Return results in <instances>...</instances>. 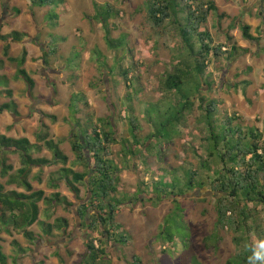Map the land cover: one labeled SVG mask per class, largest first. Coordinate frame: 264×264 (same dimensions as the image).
Returning a JSON list of instances; mask_svg holds the SVG:
<instances>
[{
  "label": "rangeland",
  "instance_id": "obj_1",
  "mask_svg": "<svg viewBox=\"0 0 264 264\" xmlns=\"http://www.w3.org/2000/svg\"><path fill=\"white\" fill-rule=\"evenodd\" d=\"M4 1L6 0H0V7ZM15 1L11 0V4ZM63 1L61 7H53L61 13V25L58 27L60 30L56 32L58 36L56 34L49 35L53 36L54 42L60 40L51 46L57 48V54L54 57L46 56L47 47L44 46L43 52L39 51V57L36 60V64H39L38 67L43 69V59H46L45 56L48 59L50 58L52 65L49 72L52 75L51 78L58 83V90L61 95L57 97L60 98L58 101L55 99V104L60 103L61 111H52L47 106L36 111L32 109L34 103L26 96L28 89L25 86L26 91H23L19 97L21 101L24 100L27 104L24 106L26 110L22 109V112H26V116H23L21 121L2 114L3 116H0V134L15 138L27 136L35 143L37 142V135L42 129L41 125L44 123L50 128L51 139H55L57 142L63 141V149L70 159L71 167L81 170L82 167L76 164L77 159L71 146L74 130L71 122H76V120H72L69 112L70 95L80 93L89 100L90 106L86 104L80 114L77 115V119L83 120L84 123L87 114L93 113L97 118L113 120V124L118 125L117 136L119 140H122L125 136L130 139L125 118L129 116L126 107L131 104L143 127L140 134L141 139L152 135L155 130L159 133L148 152L153 156V159H150L149 154L146 153L145 155L148 158V164H150H147L148 166L139 163L138 169L132 167L135 160L124 157L121 143L113 146V154L108 158V160H115L121 168L125 167L124 163L127 162L128 164H125L130 168L125 167V171L121 174L120 192L121 198L125 199V205L122 207L124 211L118 218L119 224L127 231L129 244L122 248L115 244L110 246L108 252L112 258V264H132L134 258L141 259L143 264H195L196 261L199 264H227L240 254H244L246 243L239 244L235 241L237 237L240 238L241 233H235L228 229L222 230L217 227L218 202L216 195L211 191V182L215 176V171H219L220 167L210 164V168L203 170L201 177L197 179V183L199 182L198 184L201 185L199 189L185 196H180L179 193L180 191L185 192L188 188L185 183V176L190 178L189 170L199 169L201 164L206 162L207 157H209L206 144L205 147L199 146L201 139L206 136L202 131L203 122L201 121L204 112L198 109L201 103H196L194 112L190 114L188 128H179L178 124L171 123L176 118L177 112V110L172 109V106L183 104L185 100L180 99L178 103H175L174 99L176 97L168 94L163 95L160 88L162 80L168 73L172 72L176 64H179L180 61L176 60L179 53L186 50V47L183 48L180 36L171 33V31L169 35H159L152 29L147 21L146 0ZM215 1L219 10L211 13L208 22L202 28L208 34L211 32L210 35L214 38V46L219 48L224 44L223 40L220 39L218 25L222 24L221 31L227 27L223 26L225 24L230 28L231 24H235L242 18L245 14L243 7L245 5L244 8H246L247 4H251V0L249 2L245 0ZM95 4L110 7L114 13L119 14L118 17L110 21V24L113 25L111 37L115 39L113 42L114 49L108 46L103 25L96 19ZM18 5L19 8H24L28 12L29 18V10L33 5V0H18ZM238 7L242 9L240 10ZM227 10L230 11L231 15ZM20 13V10L15 12L16 16ZM28 20L31 28L30 18ZM49 20L50 18H47L48 26L50 24ZM167 26H170V23H167ZM48 39L50 38L46 37L45 42ZM195 41V47L199 50L201 44L198 40ZM40 42L44 43V39ZM248 44L249 50L254 49L250 43ZM27 45L28 43H23L21 46H17L18 58L22 57ZM225 47L228 50L231 47L232 50V45L229 43ZM75 48H78L79 53L76 52L73 55ZM222 52L223 54L225 52H228L225 54H230L229 51L223 49ZM245 55L241 52L238 54L240 57H234L237 58L235 60L231 57H225L217 60L214 63L215 66L214 64L211 65L206 73L211 74L210 82H213L215 86L211 91L205 88L202 96H205L209 102L216 100L220 103L221 111L218 113L217 118L224 117L226 114L231 116L237 114L242 119L241 123L245 128L249 126L264 134V68H262V62L259 63V67L256 66L254 69L243 68L246 64V60L243 58ZM236 64H239L240 67L237 70L234 69ZM15 68V66L13 69L11 68L12 73L7 72V74L13 75ZM53 69L56 70L53 71ZM127 69H133L130 75V79H132L131 89H129L128 84L120 74L121 70ZM252 70V74L247 76L246 72L250 73ZM56 72L65 73L64 77H57ZM203 79L207 84L208 77H203ZM247 79L255 81V83L253 84L250 81L251 86H254V88L244 94L243 89L251 87L245 84L248 83L245 82ZM198 80H201V78H198ZM239 85H241V88H236L240 87ZM47 86H50L49 80ZM47 86L45 84L44 87L47 90L45 91L47 96H42L47 99L42 103L51 101L52 96H57ZM69 86L73 90L69 89ZM7 87V79H3L0 92H3ZM194 87L196 88V83H192L189 87L186 86L185 90L193 92ZM16 89L21 91L19 88ZM43 94L44 91L43 93H37L36 96ZM126 96H133L134 100L128 103ZM206 106L207 102L204 107ZM35 108H38V106L36 105ZM52 116H57L58 121L53 122ZM143 117L152 119L155 129ZM67 119H69L68 122ZM215 124L216 128H214L217 136H219L222 129L219 127L218 120ZM174 136L175 139L172 141ZM164 152H166L165 155ZM160 154L162 155L161 158ZM44 155L48 156V153L45 152ZM34 157L39 158L42 156L41 154H34ZM3 161L8 166L13 167V171L9 172L8 177L16 174L22 168V158L19 155L0 149V164ZM146 168L151 170L152 173L146 175ZM57 169L58 167L52 169L51 172L54 173ZM42 172L44 175V170ZM36 175L43 176L40 171L32 169L29 179L33 182L35 190L45 188L46 195H51L54 191L48 186V182L46 187H43L42 182L34 178ZM173 176L175 185L178 186L177 190H173L175 194H178L177 197H169L164 202L157 200L151 202L145 196L142 197L144 202L135 200V197L140 194L141 181H144L151 188L153 186L159 188L162 187V184L159 183L156 186V183L154 184L155 180L160 182L159 179L164 177V182L170 183ZM7 181L8 178L1 176L0 169V182L6 185V189L10 191L17 188L16 185H7ZM152 190L145 187L146 195H151ZM18 191L24 192L21 188ZM160 193L162 194V192ZM161 194L157 193L159 196ZM69 195L77 205L78 201L76 202L72 194L69 193ZM85 197L86 194L82 195V198ZM131 200L134 203L133 205L130 204ZM177 206H180L179 211L183 209V218L176 215L174 219L168 218ZM41 208L43 222L54 224L57 219L62 217L70 222L72 227L69 232L73 239L71 242L77 243L75 245L77 247H73L74 245L72 247L66 246L63 241L67 240L68 236L64 239L60 232H57L52 238H44L42 242L35 241L32 243L25 238L22 232L12 231L10 235L4 233L0 237L3 252L9 257L8 264H16L15 259L18 264H38L41 262H44V264H62L61 255L65 259V264H74L76 253L81 255L86 253L85 240L88 231L83 229L81 225L77 226L75 220L76 208H70L67 211L58 208L55 212L50 210L51 213H46L44 205H41ZM258 212L261 214L257 225H261V228L264 229V208L259 209ZM234 217L237 219V216L234 215ZM250 224L252 223L249 222L246 226ZM165 229L167 234L176 238L172 245L162 238ZM42 230L40 224L37 223L29 229V232H33L35 236L44 237ZM246 237L249 239L248 246H252L257 251H262L260 263L264 264V243L259 241L260 236L252 231ZM188 238L189 241H186V244L181 240H188ZM14 243L18 246H15ZM21 250H24V252ZM123 256L126 261L122 260ZM81 260L80 258L78 261Z\"/></svg>",
  "mask_w": 264,
  "mask_h": 264
},
{
  "label": "trees",
  "instance_id": "obj_2",
  "mask_svg": "<svg viewBox=\"0 0 264 264\" xmlns=\"http://www.w3.org/2000/svg\"><path fill=\"white\" fill-rule=\"evenodd\" d=\"M63 3V0H33V7L53 9V7H58ZM145 8L147 21L157 34L169 35L170 31L176 33L182 39L183 48L186 47V50L179 53L176 59L180 61L179 64H176L172 72L168 73L160 83L163 95L168 94L176 97L175 103H178L180 99L185 100L183 104L172 106V109L177 110V112L176 118L171 123L178 124L179 128H188L189 116L194 112L198 102L201 103L198 109L204 112L201 121L203 122L202 131L206 136L201 139L199 146L202 147L206 144L209 157L199 169L189 170L190 178L185 176V183L188 188L183 193L180 191V196L195 192L201 187L199 182L197 183V179L201 177L203 170L210 168V164L220 167L219 171H215V176L211 182V191L216 195L218 202L217 227L222 230L228 229L235 233H241L240 238L237 237L235 241L239 244L246 243L244 254H240L237 256L238 258L236 257L227 264H261L262 251H257L252 246H248L249 239L246 236L255 231L260 236L259 241L264 243V229L261 228V225H257L261 214L258 211L264 208V134L249 126L245 128L241 123L242 119L237 114L232 116L226 114L224 117L217 118L221 111L220 103L216 100L209 102L205 96H202L205 88L211 91L215 86L213 82H210V75L206 73L209 67L226 56L234 58L241 52L248 54V50L238 48L237 44L234 43V38L228 36L227 39L232 45V51L230 54H225L228 52L223 54V47L215 48L212 36L205 31L202 32V27L208 22L211 13L219 10L215 1L146 0ZM95 11L97 21L103 25L105 40L108 46L114 49L113 42L115 39L111 37L113 25L110 24V21L118 17L119 14L114 13L110 7H103L98 4H95ZM49 18V21L52 22L58 19V16L52 13ZM167 23H170V26H167ZM238 27L244 40L249 42L258 40L251 35V28L242 23L239 26L237 24L231 25L228 32L235 31ZM23 39L24 35L18 32H13L7 36L0 35V40L6 44L3 58L0 57V71L5 67L4 59L11 64H17L19 67L17 78L23 79L32 91L35 88V83L22 69L26 63L27 52L24 51L19 59L10 57L11 45L9 41L21 43ZM195 40L201 44L199 50L195 47ZM51 46V43L47 44L46 56L54 57L58 50ZM74 51L73 55L78 52V48H75ZM132 72L133 69L120 71L129 89L132 87V79H130ZM203 77H208L207 84ZM3 79L7 78L0 77V86ZM7 82L9 84L8 79ZM192 83H196L195 90L193 92L185 90V87H189ZM245 84L249 86V83ZM12 94V91L0 92V95L8 100L13 98ZM126 100L131 103L134 97L126 96ZM88 101L86 96L79 93L72 97L70 103L72 120H76V122H71L74 127L71 139L72 150L77 162L83 164L85 171L80 173L70 168H63L59 172L66 179L71 192L75 194L78 201L77 205L70 203L67 198L61 197L60 194H54L47 198L43 191H35L29 182L30 174L34 168L49 167L54 164L66 166L68 163V157L60 148L63 141L55 142L51 139L46 124L42 123L41 125L42 129L37 135V144H32L27 138L13 139L0 135V149L8 150L22 158V168L10 176L7 185H16L18 189L24 190V192L9 191L6 189V185L0 182V237L4 233L10 235L12 231L22 232L29 242L34 243L35 241L42 242L45 236L54 237V232L57 231L64 233L69 238L71 226L66 218H59L54 224L39 223V204L44 202L49 207H56L57 209L62 207L65 210L76 208L75 220L80 221L77 226L81 225L83 229L88 231L85 240L86 253L78 264H112L113 261L108 252L110 246L115 244L122 248L129 244L127 231L119 224L118 218L122 213V206L125 205V199L121 198L120 192L121 174L125 171V167L130 168L127 167V162L124 163L125 167L121 168L115 160H108V158L113 154V146L121 143L124 157L135 160L132 167L138 169L139 163L146 166L150 165L145 155L146 153L149 154L148 152L159 131L156 132L155 130L152 135L141 139L140 134L143 127L139 116L135 115V110L130 104L126 107L129 116L125 118L130 139L125 136L119 140L117 136L118 125H114L113 120L97 118L93 113L87 114L84 123L83 120L76 118L80 112L77 105L83 102L88 106ZM206 102L207 106L204 107ZM203 107L206 109L204 110ZM5 112L20 116L19 106L13 100L0 106V113ZM215 118L222 129L219 136H217L215 129L217 124H215ZM143 119H146L155 129L152 119L147 117H143ZM52 120L56 122L57 118L52 117ZM121 120L124 121L122 118ZM66 121L68 122V120ZM173 139L175 136L172 137V141ZM43 149H47L53 154V160L34 157V154L42 152ZM142 150L145 151L142 153ZM165 154L166 152H164ZM197 154L199 155V153ZM149 157L153 159L150 154ZM0 169L3 178L13 171V167L8 166L5 161L0 164ZM145 172L146 175L152 173L148 168L145 169ZM175 179L177 178L175 177ZM159 180L160 182L158 180L154 182L156 186L159 183L162 184V187L159 188L155 186L151 188L144 181H141L140 194L135 197V200L144 202L142 197L145 196L151 202L156 200L164 202L169 197H177L178 194L173 191L178 189L174 182V176L170 183L164 182V177ZM38 181L41 182L40 178ZM79 185L86 189L85 198L80 197ZM145 187L153 189L151 195H146ZM131 202L133 203L132 200ZM179 210L180 206H177L168 218L174 219L175 215L183 218L184 211L183 209ZM234 215L237 216V219ZM249 222L252 224L246 226ZM37 223L42 227L44 237L35 236L33 232H29V229ZM162 238L171 245L176 239L175 236L167 234L166 229ZM181 240L186 244L189 238L188 240ZM14 245L18 246L16 243ZM21 251L24 252V250ZM8 260L9 257L3 252V247L0 245V264H8ZM122 260L126 261V258L123 256ZM14 261L18 264L16 259ZM38 264H44V262ZM132 264H143V262L139 258H134ZM195 264L199 263L196 261Z\"/></svg>",
  "mask_w": 264,
  "mask_h": 264
},
{
  "label": "crops",
  "instance_id": "obj_3",
  "mask_svg": "<svg viewBox=\"0 0 264 264\" xmlns=\"http://www.w3.org/2000/svg\"><path fill=\"white\" fill-rule=\"evenodd\" d=\"M29 1H31V0H29ZM213 1H215V0H213ZM245 1L249 2L250 0H245ZM258 4H259V6H258ZM30 5H31V3H30ZM60 7H61V5H60ZM217 7H218V4H217ZM244 7H245V5H244ZM244 7H243V9H244L243 12L245 14L235 24H237V26H239L242 23V24H245V25L249 26L251 28V31H250L251 35L254 38H257L258 40L255 41V42H249V41L244 40V38L242 36V33L239 31L240 30L239 27L235 31H232V32L229 33L228 32L229 26L225 24L223 26H227V27L223 28V31H221L222 24H220V25H218V27H219L218 32L220 34V39L223 40L224 46H222V47H224L223 49H226L225 45H227V43H229L227 38H228V36H231V37L234 38V43L237 44L238 48L244 49V50L248 49V54H246L243 57L246 60V64H245V66L243 68H253L254 69V67H256V66L259 67V63H261V62L263 64L262 68H264V0H251V4H247L246 8H244ZM238 8L240 10L242 9L241 7H238ZM17 10H20L21 13H20V15L16 16L15 12H17ZM227 11H229V10H227ZM27 13L28 12L25 11L24 8H19L18 0H16L12 4H11V0H6V1H4V3L1 4V7H0V35L1 36H7V35H10L13 32H18V33L24 35V39H23V41L21 43H16V42H13V41H9V43L11 45L10 57L13 58V59H19L18 58L19 52H18L17 48L19 46H21V44H23V43H28V45L25 47L26 52H27L26 63L22 67V69L25 70L27 72V74L29 75V77L34 81L35 88L31 91L30 88L27 86V84L23 81V79H18L17 78L16 71L19 69L17 64H15V65L11 64L6 59H4L5 60V67H4V69L2 71H0V77H6L9 80L8 87L5 90H3V91H12L13 98L11 100L16 102L17 105L19 106V114H20V116H15L13 113L5 112V113H0V116H3V115L4 116H10L12 119H16L17 118V119H19L21 121L23 120V116H26L25 115L26 112L25 113L22 112V109L26 110V107H24V106L27 105V104H26V102H24V100L21 101L19 95L22 94L23 91H26V87L28 89L27 92H26L27 93L26 96H28V98L30 100H33V103H34L33 104L34 107L32 109H34L36 111L37 109H44V106H47L52 111L53 110L55 112H57L59 110L61 111L60 103L58 102L57 105L55 104L56 103L55 101L56 100L58 101V99H60V98H57V97L61 96V95H60L59 90H58V83L55 82L54 79L51 78L52 75H50V72H49L50 66L52 65L51 62H50V58L48 59L45 56L46 59H43V61H42L43 62V69H40L38 67L39 64H36V60H38V57H39V51L43 52L44 46L47 47L48 43H51L53 45V43L56 44L58 41H60V40H56L54 42L53 41V36H49V35L56 34V36H58L57 35L58 33H56V32H59V30H60V29H58V27H60V25H61L60 24L61 23V13H60L59 10L57 11L55 9H50V8L49 9H47V8H37V7H33V5H32V7L29 10V18H30V22H31V25H32L31 28H30V24H28V22H29L28 19L29 18H28ZM52 13H55L58 16V19H56L55 21H52V22L50 21V24L48 26L47 18H49L50 14H52ZM228 13H229V15H231L230 11ZM261 14L263 15V17H262L263 19L261 18V16H262ZM220 19H222V18L220 17ZM48 30H49V33H48ZM203 31H204V29H202V32ZM210 34H211V32H210ZM46 37H48L50 39L46 40V42H45V38ZM43 39H44V43L43 42L41 43L40 41L43 40ZM248 43H250V45H252L254 47V49L249 50V47H248L249 44ZM5 45L6 44L0 40V57L1 58L3 56ZM230 48L231 47H229V50L226 49V51H229L231 53L232 50ZM258 56H260V57H258ZM226 57H228V56H226ZM238 57H240V56H238ZM235 59H237V58H234V60ZM256 60H258L260 62H257ZM216 64H218V63H216ZM14 66L17 68V70L15 68L14 74L13 75L7 74V72H11L12 73L11 68L13 69ZM214 66H215V64H214ZM238 68H240L239 64H236L234 66V69L237 70ZM67 69H69V68L67 67ZM55 70L56 69H53V71H55ZM252 72H253V70L250 71V73L247 74V76H250L252 74ZM64 74H62L61 72H56V76L60 77V78H63ZM209 75H211V74H209ZM71 76L73 77V75H71ZM48 80L50 82V86L49 87L47 86V81ZM250 81L253 84L255 83V81H252L250 79L245 80V82H248L249 85L251 86V82ZM45 84H46V86L48 88H50L52 91H54V94L57 95L56 97L52 96V100H51L52 102L51 101H46V103H42L45 99H47V98L42 97V96L45 95V91H47L44 88ZM239 86H240L239 88H241V85H239ZM16 88L21 89V91L17 90ZM70 88L71 87L69 86V89ZM252 88H254V86H251L248 89L244 88L242 92L245 94L246 92H250L249 90L250 89L252 90ZM245 90H246V92H245ZM0 91H1V88H0ZM43 91H44L43 95H40V96L37 95L36 96L37 93L38 94L39 93H43ZM77 94H79V93H73L72 95L75 96ZM72 95H70V98H69L70 103H71V99L73 97ZM45 96H47V95H45ZM11 100H8V99H6V98H4V97H2L0 95V106L3 105V104L9 103ZM36 105L38 106V108H35ZM84 107H85V103H83V102L79 103L77 105V108L80 109V112H81L82 109H84ZM69 109H70L69 112L71 114L70 104H69ZM80 112L77 115H79ZM58 113H60V112H58ZM77 115H76V117H77ZM52 117H56L57 118V116H52ZM52 117H51V119H52ZM67 120H69V119H67ZM57 121H58V118H57ZM49 133H50V128H49ZM2 135H4V134H2ZM5 136H7V135H5ZM7 137L13 138V139L27 138L32 144H37V142L33 143L31 141V139L28 138L27 136H20L19 138L10 137V136H7ZM50 138H52V136ZM53 140L55 142H57V140H55V139H53ZM60 148L63 151V153L65 154L64 149H63V144L60 146ZM45 152L48 153V156L44 155ZM38 154H41V156H42V157H39V158H46L48 160H53V154L50 151H48L47 149L46 150L43 149V151L38 153ZM76 164H79L82 167V169L81 170H76L75 168H72L71 164H70L69 157H68V163H67L66 166H63L62 164H56V165L54 164V165L49 166V167L34 168L35 170L40 171L42 175H43L42 170H44V175L43 176L36 175V176H34V178H36V180H38V178H40L43 187H46V183L48 182V186L50 188H52L51 189L52 191H54V192H52L51 195H46L45 188L39 189V190H35V188L33 186V182H31L30 179H29V182L31 183V185L33 186L35 191H40V190L43 191L47 198H50L54 194H60L61 197L67 198V200L70 203L76 204L73 199L71 200V197H70L69 193L72 194V196L74 197V199L77 202V199L75 198V194L71 192V190L67 186L66 179L63 178L61 173H59L61 171V169H63V168H70V169L74 170L75 172L83 173L85 171V168H84L83 164L82 163H78L77 161H76ZM57 167H58V169L54 173H52L51 172V171H53L52 169L57 168ZM6 178H8V180H9L10 176L9 177L6 176ZM121 183H122V178H121ZM79 188L81 189L80 197L82 198V195L86 194V189H85V187H82L80 185H79ZM149 189H151V188H149ZM15 190L18 191L17 188ZM130 204L133 205L134 203L130 202ZM41 205L42 206L44 205L46 207L45 208L46 209L45 210L46 213L55 212L57 208L56 207H49L44 202L39 204V207H40L39 223H46V222H43V220L41 219V214L43 213V211L41 210L42 209ZM127 205H129V204L127 203ZM60 208H62V207H60ZM50 210H51V212H50ZM122 211H124L123 208H122ZM79 222H78V220L76 221V223H79ZM49 224H51V223H49ZM56 233H57V231L54 232V235ZM69 234H70V232H69ZM62 235H63L64 239L67 236L64 233ZM43 236H45V235L43 234ZM45 238L48 239L49 237L45 236ZM72 240L73 239L70 236L67 240L65 239L63 241V243L65 242V245L68 246V247H72L74 245L73 247L76 248L77 246H75V245L77 243L71 242ZM83 255L84 254L81 255V254H77L76 253L75 254V262H74V264H78L79 263L78 260L80 258L82 259ZM60 259H61L62 264H65V259H64V257L62 255H61Z\"/></svg>",
  "mask_w": 264,
  "mask_h": 264
},
{
  "label": "built area",
  "instance_id": "obj_4",
  "mask_svg": "<svg viewBox=\"0 0 264 264\" xmlns=\"http://www.w3.org/2000/svg\"><path fill=\"white\" fill-rule=\"evenodd\" d=\"M224 51H226V49H223Z\"/></svg>",
  "mask_w": 264,
  "mask_h": 264
}]
</instances>
